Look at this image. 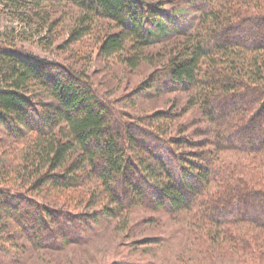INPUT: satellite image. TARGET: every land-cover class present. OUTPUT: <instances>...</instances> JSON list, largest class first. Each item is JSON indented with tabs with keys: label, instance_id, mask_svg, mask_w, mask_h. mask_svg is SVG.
<instances>
[{
	"label": "trees",
	"instance_id": "trees-1",
	"mask_svg": "<svg viewBox=\"0 0 264 264\" xmlns=\"http://www.w3.org/2000/svg\"><path fill=\"white\" fill-rule=\"evenodd\" d=\"M23 1L38 8L44 0ZM71 1L82 17L70 40L89 34L98 17L113 21L115 30L99 41L100 56L131 69L159 66L149 84L155 91L192 92L187 103L210 123L199 142L206 148L192 140V150H185L190 140L169 133L179 112L123 121L82 74L0 46V127L32 132L21 161L24 171L35 170L30 187L66 196L81 189L78 199L95 209L62 216L0 190V214L34 245L58 247L88 218L117 217L139 206L188 211L218 230L200 233L199 242L211 249L219 239L246 258L244 264H264V0H188L202 28L163 56L149 49L166 27L177 29L168 11L141 0ZM31 86L50 102L34 108L26 94ZM227 152L259 158L262 170L247 178L218 154Z\"/></svg>",
	"mask_w": 264,
	"mask_h": 264
},
{
	"label": "rangeland",
	"instance_id": "rangeland-1",
	"mask_svg": "<svg viewBox=\"0 0 264 264\" xmlns=\"http://www.w3.org/2000/svg\"><path fill=\"white\" fill-rule=\"evenodd\" d=\"M141 1L168 11L179 23L177 29L166 27L161 41L149 49L161 51V56L184 36L202 28L200 13L188 0ZM33 5L23 0H0L1 47L82 74L123 121L157 111L179 112L169 133L190 140L182 147L185 150H192V140L197 142L196 147L206 148L199 142L207 138L210 123L196 105L187 103L192 92L161 88L155 91V86L149 84L159 73V66L142 63L131 69L117 58L106 59L98 54L101 37L106 31L115 30L113 21L98 17L89 34L70 40V33L82 17L77 5L71 0H44L38 8ZM1 81L0 76V84L4 83ZM26 92L34 108L50 102L48 95L37 87L31 86ZM13 127L17 131L0 127V190L25 196L62 216L90 215L95 211L78 199L81 189L66 196L30 187L35 170L31 167L24 171L21 161L33 134ZM218 154L229 158L227 161L238 166L247 178L262 170L258 167L262 164L259 158L234 152ZM88 219V225L82 223L73 229L75 233L69 242L58 247H38L13 221L0 214V264H244L246 259L219 239L212 241L211 249L199 242L200 233L209 229L214 236L218 230L195 220L192 212L139 206L117 217Z\"/></svg>",
	"mask_w": 264,
	"mask_h": 264
}]
</instances>
